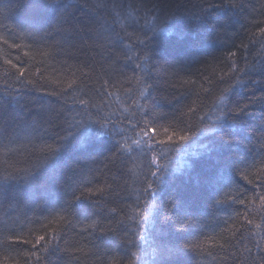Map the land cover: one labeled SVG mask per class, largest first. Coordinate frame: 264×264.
<instances>
[{
	"label": "snow or ice",
	"instance_id": "snow-or-ice-1",
	"mask_svg": "<svg viewBox=\"0 0 264 264\" xmlns=\"http://www.w3.org/2000/svg\"><path fill=\"white\" fill-rule=\"evenodd\" d=\"M229 6L243 10V5L237 0H230ZM73 7L87 9L82 21L77 19L73 22L70 12ZM219 7L222 5L201 6L195 18L211 28H217L208 16L214 15L211 10ZM13 9L22 14L18 20L19 37L29 43L12 44L9 47H28L47 66L49 60H56L62 55L72 58L74 53L70 49L81 52L87 41L91 40L89 50H98L97 55L106 63L111 61L107 69L104 64L100 65L101 73H96L95 68L87 62L78 67L77 71L85 82L83 87L76 80H70L60 91L46 93L58 98L57 110L48 113L42 109L30 110L29 116L21 118L6 113L0 105V155L4 158V166L0 169V207L9 203L22 205L26 210L15 217L0 216V249L7 251L18 245L27 246L16 264H21V261L22 264H49L48 258L60 252L68 253L77 264H83L88 257L101 254V245L105 247V257L111 256V259L105 260V264H190V253L203 255L200 251L203 245L188 239L192 234L190 229L199 223L196 209L209 201L213 205L245 204V200L240 199V190L236 188L233 192L237 177L261 189L253 199L259 200L261 209H264V154H261L258 162L253 160L249 163L244 150L249 136L254 135L248 118H257L264 125V87L260 88V95L255 91V86L264 84V81L251 80L253 90L243 101L229 100V93L235 87L243 86L244 76L251 79V75L256 73L264 77V64L257 68L256 64L241 56L244 61L241 67L237 61V52L231 49L222 57L213 56L214 60L223 65L219 81L229 86L223 89L220 97L216 122L204 124L203 127H195L191 122V118L198 115L195 101L183 106L187 111L178 106L166 126L160 123L161 120H168L169 114L154 111L158 100L149 91L152 84L143 81V90L133 99L136 112L132 114L129 124L134 133L139 129V138L132 140V143L137 147L145 146L141 149L147 166L143 180L146 187L142 189L144 198L156 197L161 190L160 185L166 183L168 165L158 164L157 161L161 157L168 159V152L186 153L188 158L184 164L189 169L196 165L200 172L195 186L186 183L179 190V195L192 211L176 219L165 211L149 229L144 227L149 223V217L141 215L133 230L121 219L122 216L127 218L123 195L126 189L120 183V177L124 175L123 153L127 140L108 146L103 139L108 133L101 129H105L109 121L103 117L97 120L84 117L90 115V107H96L92 103L94 98L103 99L111 95L107 89L115 86L113 72L116 69L113 65L121 62L125 67L131 66L134 74L139 71L150 77L151 73L145 72V67L151 65L159 75L163 68L159 62L162 59L174 69L172 75L182 81L180 87L195 85L190 77L184 79L181 76V71H189V62L183 57L191 50H204L212 34L202 33L196 26V38L184 48L155 47L154 36L157 31L165 32L167 29L152 27L145 30L141 20L145 25L155 20L162 25L178 27L180 22L192 15L183 5H171L168 0H81L78 6L71 5L68 0H6L0 3V15L5 18ZM4 27L7 29L8 26ZM219 28L222 30L223 25ZM258 33L264 37V27H259ZM77 38L81 41L79 47L74 42ZM3 43L8 45L7 39ZM249 43H260L264 47V40H257L256 33L251 34ZM234 47L247 50L249 44L241 42ZM4 63L16 67L11 59H5ZM85 67L90 68L91 74L84 71ZM17 71L19 76L16 79L23 87H36L25 76L24 69ZM196 72L199 74V69ZM119 74L125 75L122 70ZM134 78L140 82V77ZM204 79L209 84L213 83L208 77ZM93 81L99 84L98 88L90 86ZM176 86L173 84V87ZM6 87L10 86L6 84ZM77 92L82 94L75 95ZM141 97L146 101L144 104L137 103ZM69 98L72 100L70 105L67 102ZM150 99L153 101L151 105L147 103ZM253 109L258 111L254 113ZM137 114L139 118H136ZM199 119L203 122L204 117ZM93 125H99V129ZM231 125L239 127L229 130ZM50 128L53 130L50 131ZM197 134L207 141L200 144L203 151L187 153L192 137ZM36 139L39 143H34ZM25 140L32 144L28 155L35 163L21 167L18 161L12 160L10 154L17 152L15 145ZM260 147L264 149V143ZM99 155H104L108 161L105 168L109 164L116 168L110 180L105 176L101 182V170L87 166L88 162H94ZM176 206V202L172 201L171 207ZM143 211L147 212V208ZM261 218L264 219V216ZM245 220L244 231H250L247 225L260 228L259 224H254L247 216ZM70 231L76 232L80 239H65ZM236 231L240 232L239 237L235 232L231 238L222 237L224 243L220 245L221 249H235L232 255L239 264H264V246L256 242L253 246L259 250V254L252 256V249L248 247L252 241L244 235V231ZM208 254L211 255V252Z\"/></svg>",
	"mask_w": 264,
	"mask_h": 264
},
{
	"label": "trees",
	"instance_id": "trees-1",
	"mask_svg": "<svg viewBox=\"0 0 264 264\" xmlns=\"http://www.w3.org/2000/svg\"><path fill=\"white\" fill-rule=\"evenodd\" d=\"M4 2L6 0H0V3ZM68 2L73 6H78L81 0H68ZM229 2L230 0H168V3L171 5H183L192 15L180 22V26L178 27L162 25L155 20H151V18H149L151 22L146 25L143 20L140 21L141 25H144L145 30L152 27H164L167 29L165 32L157 31L154 36L155 47L167 49L184 48L188 42L196 38L198 34L196 26L199 27L200 32L212 34L211 39L206 41L204 50H191L183 57V59L189 62L187 65L189 71H181V76L184 79L190 77L195 81V85L180 87L179 84L182 81L172 75L174 69L169 66L168 62L162 59L159 62L163 65V68L160 70L159 75H157L151 65L145 67L144 71L150 72V77L139 71L134 74L131 66L125 67L121 62L118 65H113V68L116 69L113 72L115 86L107 89L111 95L104 96L103 99L99 97L94 98L92 103L96 107H90L88 109L90 115H85L84 117L88 120H97L103 117L106 121H109L105 124V129H101V131H107L108 133L106 137H103L107 141L108 146L115 145L117 141L124 143L127 140L126 150L123 153L125 165L122 171L124 175L120 177V183L126 189L123 195L126 204L124 212L127 218L125 219L122 216L121 219H124L125 224L133 230H135L136 221L141 215L149 217V223L144 225L145 229H149L165 211L172 215L173 219L177 217L182 218L186 212L192 211L179 195V190L186 183L195 186L200 172L198 166L194 165L189 169L184 164V161L188 158L186 153L177 154L175 152H168L166 153L169 157L168 159L161 157L157 161L158 164L168 165V172L165 175L166 183L160 185L161 190L156 197L147 200L144 198L142 189L146 187L143 180L147 173V166L144 156L141 155V149L145 148V146L140 145L137 147L132 143V140L139 138V129L134 133L129 124L132 114L136 112L133 99L138 97L140 91L143 90V81L152 84V88L149 91L151 92V96L156 97L158 100V106L154 108V111L169 114L168 120H161L160 123L166 126L178 106L183 111H187L183 106L192 104L195 101L194 106L198 110V115L192 117L191 122L195 127H203L204 124L216 122L221 105L220 97L223 94V89L229 86L227 83L219 81L223 65L218 60H214L213 56L222 57L224 53L231 49L237 52V61L241 67L244 66L241 56L256 64L257 68L264 64V47L260 43H249L252 33H256L257 40H264V37H261L258 33V28L264 27V23H260L264 21V0H237L238 3L243 5V10L230 7ZM207 4L222 5V7L212 9L211 11L214 12V15L208 16V19L218 26L217 28H211L195 18L196 14H199L200 7H206ZM194 5L196 7H193ZM70 12L72 13L73 22L77 19L82 21L85 18L87 9L73 7L70 9ZM21 15L15 9L8 13L7 18L0 15V105L3 106L6 113L24 118L29 116L30 110L42 109L45 113L57 110L59 108L58 98L56 96H49L46 93L54 90L60 91L67 86V81L76 80L77 84L83 87L85 82L80 77L77 68L81 67L85 62L91 64L95 68L96 73H101L102 69L100 65L104 64L107 69L108 63H111V61L106 63L97 55L98 50H89L88 45L92 43L89 40L81 52L70 49L74 53L72 58L62 55L56 60H49L47 66H45L41 57L28 47H9L12 44L25 45L29 43L19 37L18 20ZM4 25L8 26L7 29ZM220 25H223L222 30L219 28ZM4 39H7L8 45L3 43ZM74 42L77 44V47L81 45L79 38ZM241 42L249 44L247 50H238L237 47H234V45H240ZM26 52L29 55H25ZM129 54L132 55L133 53ZM204 57L207 59H203ZM5 59H11L16 67L13 68L11 65H6L4 63ZM20 68L24 69L25 76L29 80H32L36 87L29 85L28 88H25L17 81L16 77L19 76L17 69ZM197 69H199V74L196 72ZM108 70L112 71L111 69ZM120 70L125 75H120ZM84 71L91 74L90 68L85 67ZM134 76L140 77V82ZM204 77H208L213 83L209 84ZM251 80L264 81V77L256 73L251 75V79L244 76L243 86L235 87L232 93H229V100L243 101L253 90L254 86ZM6 84L10 87H6ZM173 84L177 86L173 87ZM90 86L98 88L99 84L93 81ZM261 87H264V84L255 86L257 95L261 94ZM37 88L39 90H36ZM84 90L87 91L88 89ZM80 94L82 93H75V95ZM176 97L179 99L177 100ZM67 102L70 105L72 100L69 98ZM145 102L143 97L137 101L138 104H144ZM147 103L151 105L153 101L150 99ZM256 111L258 109H253L254 113ZM125 117H128V119H125ZM199 117H204L203 122L200 121ZM136 118H139V114H137ZM248 119L254 135L249 136L246 142L247 147L244 150L247 152L249 163L253 160L258 162L261 154H264V149L260 147L264 143V125H261L257 118L249 117ZM132 122L134 123V120ZM93 127L99 129V125H93ZM195 127L193 128V132H195ZM236 127H239V125H231L229 130H235ZM52 130L50 128V131ZM34 143H39V140L36 139ZM149 143L152 142L150 141ZM201 143H207V141L198 134L194 135L191 145L187 147L186 152H202ZM24 145H27V147H24ZM15 147L17 148V152L10 154V156L13 161L19 162V166L27 167L29 164L35 163L28 155L32 144L25 140L15 145ZM248 149H251V151H248ZM150 157L151 154H149ZM107 163L108 161L105 159V156L99 155L94 162H88L87 166L94 170H101L99 178L103 182V177L106 176L110 180L112 174L116 172V168L111 164L108 165V168H105V164ZM3 166L4 158L0 155V169ZM251 171L255 172V169ZM117 175L119 174L117 173ZM151 179L154 180L155 178ZM236 188L240 190V199H244L245 204L226 203L223 205H213L209 201L201 204L196 209L199 223L193 229H190L192 234L188 236V239L203 245L202 249H200L203 255L197 252L190 253V264H239V261L234 260L232 255L235 249L226 251L225 249H221L220 245L224 243L222 237L231 238L233 232H235L237 237L240 236V232L236 230L240 229L244 231L246 216L252 219L254 224L260 225L259 229H255L253 225H247L250 231H244V235L248 236L249 240L252 241V243L245 241V243H248V247L252 249V256L259 254V250L253 246L256 242H260L264 246V219L261 218L264 216V209H261L259 200L253 199L261 189L255 188L240 177H237V183L233 189L234 193ZM172 201L176 202L177 206L175 208L171 207ZM144 208H147V212L143 211ZM24 211L26 210L22 205L5 203L0 207V216H4L5 218L7 216L15 217ZM28 215L31 216V212ZM21 219H23L22 215ZM26 227L27 224L25 222V230ZM33 227H38V225H33ZM78 231L79 229H77ZM65 239L74 241L80 239V237L76 232L70 231ZM233 243H235V240H233ZM26 247V245H18L15 248H9L7 251L0 249V264H16L18 260H21V255ZM61 247H64L63 243H61ZM105 251V247L101 245L99 249L101 254L99 256L88 257L83 261V264H105L106 259H111V256L105 257ZM209 252H211V255L208 254ZM77 255L79 254L77 253ZM244 255H247V253H244ZM48 261L49 264H77L65 252L51 255Z\"/></svg>",
	"mask_w": 264,
	"mask_h": 264
}]
</instances>
